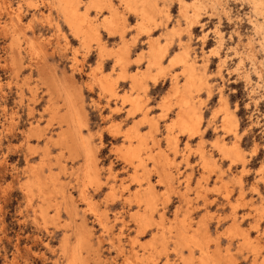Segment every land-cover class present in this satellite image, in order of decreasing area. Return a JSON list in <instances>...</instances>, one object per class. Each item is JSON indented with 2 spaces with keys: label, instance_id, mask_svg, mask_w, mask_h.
Listing matches in <instances>:
<instances>
[{
  "label": "rangeland",
  "instance_id": "rangeland-1",
  "mask_svg": "<svg viewBox=\"0 0 264 264\" xmlns=\"http://www.w3.org/2000/svg\"><path fill=\"white\" fill-rule=\"evenodd\" d=\"M50 1L7 0L9 7L0 10V264H68L72 251L78 252L80 264H155L170 241H175L178 250L173 260L201 262V251L184 252L181 232L185 229L189 234L198 230L218 264H233L239 259L238 248L245 255L251 252L255 264L264 261L260 236L252 238L255 243L248 240L252 229L264 230V47L261 33L253 27L263 18L253 12L252 2L221 0L215 9L207 4L200 22L192 27L191 38L176 0L169 6L168 23L160 30L146 31L150 35L138 29L135 17L129 18L130 27L108 35L101 31L95 15L96 30L109 52L103 56L98 41L77 40ZM19 6L22 21L17 28L8 25L4 30L11 10ZM123 10L126 17L132 14ZM103 12L105 7L100 20ZM50 13L52 22L45 18ZM178 23L192 56L199 62L209 56L207 77L212 93L209 96L206 88L199 93L204 120L201 133L192 137L173 123L178 108L172 95L176 79L171 77L173 71L180 74L176 72L180 69L169 67L168 62L181 51L177 42L163 60L166 70L159 84L150 83L146 93L133 90L129 79L118 75L125 68L117 62L112 71L111 51L119 42L118 35L123 43L130 31L129 41L137 40L134 60L148 52L154 31L166 43L163 34ZM215 27L224 36L220 48ZM238 50H250L255 56V62L246 59L241 72ZM221 56L227 63L219 72ZM131 65L130 73L147 69L146 62L136 65L133 61L126 66L127 72ZM247 70L252 87L242 76ZM104 76L112 79L116 94L103 89L99 78ZM178 77L182 86L185 79ZM139 93L149 107V119L157 124L154 131L143 112L132 113L129 100H124L125 95ZM221 93L238 118L236 134L222 127ZM70 101L75 110L72 115ZM163 102L169 110L165 111ZM135 128L144 137V146L140 157L128 161L125 135ZM238 139L245 164L234 162L215 145L221 140L230 148ZM85 147L95 153L98 183L84 174ZM150 186L155 209L149 212L151 220H146L145 204L135 194L143 195ZM149 231L155 240L147 235Z\"/></svg>",
  "mask_w": 264,
  "mask_h": 264
},
{
  "label": "bare ground",
  "instance_id": "bare-ground-1",
  "mask_svg": "<svg viewBox=\"0 0 264 264\" xmlns=\"http://www.w3.org/2000/svg\"><path fill=\"white\" fill-rule=\"evenodd\" d=\"M26 1L30 2V0H26ZM167 1H168V4L164 3L163 5H160L158 0H94L92 3H95L101 9V11H102L103 7L107 6V7H105V12H103L101 14L102 18L99 21L100 22L102 21V22L101 23L99 22V24L104 29H107L108 32H111L113 36H116L114 34L121 33V28L125 27V29H126V27L131 26L130 24H128V21H129L128 17L130 15H127V17L123 15V13L125 14V11L123 10L125 8H127L128 9L127 12L128 11L131 12L132 13L131 15L132 16L134 15L136 20L139 22V23L137 22L138 23V29L141 32L145 31L144 33H146V31L150 32L153 29L156 30L162 26L164 27L168 23V21H169L168 19H170V17H169L170 16L169 6L172 5V3H173V0H172V2H171V0H170V2H169V0H167ZM176 1H177V4L179 5L180 11H181L180 17L182 19L186 20L185 29L189 33L190 38H191V34H192L191 33L192 27L195 24L200 22L201 10L206 8L207 4H209V6H211L212 9H215L216 6L221 3V0H176ZM250 1L253 4V12L255 14L262 15V18H263L258 23H254L253 27L256 30V32L261 33L262 36H261L260 40H261L262 46L264 47V0H250ZM6 2H7V0H0V10L3 9V7L4 8L9 7L8 4H6ZM81 2H82V0H51L50 5H52L51 6L52 9L54 7L56 8V10L58 11L60 17L63 19L64 22L67 21V22H70L73 24V28L70 29L68 27V23L65 22L66 26L71 30V32H73V31L75 32V35H74L75 37H79V39L81 41H85L86 39L98 41L100 53H102L103 56L109 55L108 54L109 52H107L106 45L103 44V42L99 36V34L101 32L98 30L99 31V33H98L96 30L97 23L94 21L95 20L94 17L96 14L93 15L90 12L87 16H83V12L79 8V5L82 4ZM224 2H226V1H224ZM4 4H5V6H4ZM121 4H122V7L124 6L125 8L119 9V8H121V7H119V5H121ZM249 4H251V3H249ZM108 8H111L112 11L109 12L107 10ZM10 13L12 14L10 16L11 21L7 22V23L5 22L2 25L4 30H8L9 27L14 28V26H15V28H17L16 26H18V25H16V24H18L22 21L21 6H19L16 10H11ZM211 14H209V15H211ZM258 15H257V17H258ZM113 16H115V18H116L115 20H113ZM105 17L108 18L107 23H105V20H104ZM45 18L49 22L53 21V19L51 17V13L48 14ZM165 19H167V20L165 21ZM85 21L87 22V27L84 26ZM8 25H10V26L8 27ZM177 26L178 27L176 29L163 34V36L166 39V43L162 42L160 40V38H154L153 35L149 36V44H148L149 50H148V52L146 54L143 53L140 57H137L134 60L131 57V50H132V47L136 44L137 40L136 41H134V40L129 41L125 37L124 42L122 43L121 39L119 38L120 39L119 43L117 42L115 44L116 45L115 49L111 51L112 52L111 55L113 57L112 58V61H113L112 68L115 65V62H117V64L121 65L122 68L124 67L125 69L123 68L124 70L122 72H120L119 74L117 72V74L118 75L121 74L122 78L125 77L124 79L128 78L129 79L128 82H131L133 90L135 89V91L137 90V91H142V93L143 92L146 93V92H148V89L150 88V83H152L154 85L158 84L157 82H158L159 78L161 77V74L164 73V70H166L165 69L166 65H164L163 60L166 57V55L168 54L169 49L172 47V45L175 42H177V45L180 46L181 51L177 52L173 56H171L169 58L170 61L168 62L169 67H173V69H174L177 66H179V69H180V70L176 71V72H180V74H178V73L175 74V72L173 71L174 72V73L172 72L173 77H171L172 80L176 79L175 80L176 84H173L172 95H174L176 98V105L178 108L177 109L178 110L177 117L173 123L175 125L179 126L183 133H186L190 137H192V136H195V135L201 133V123L204 120L203 106H201V103L198 102L199 93L203 88L207 89L209 96H211V93H212V91H211L212 88H210V86H209L210 81L208 80V77H207L209 56L206 57V59H204L202 62H199L198 60H196L192 56V53L190 50V44H188V43L185 44L184 43L185 40H183L181 37L183 30L181 29V27H179V23L177 24ZM56 27L58 30H60L59 27L61 28V24L57 23ZM213 29L217 33L216 37H217V42H219V48H220V46H221L220 43H222L223 37H224L222 29H219L218 27H215ZM125 34H126V32H125ZM121 36H123V35H121ZM118 37H120V35H118ZM251 38H252V36H251ZM204 39L205 38H203V41H205ZM248 47H249V45H248ZM251 49L253 50V45H252ZM213 51H214V49H213ZM216 53L217 52H215V54ZM211 54L214 55V52H211ZM238 54H241L240 59H239L240 61L237 62V67H238L237 69L239 70V72H241V68H244V62L246 61V59H251L253 62H255V56L253 54H251L250 50H249V52H246V53H240V51L238 50ZM220 58L221 59H220L219 66L221 68L227 63V60H226L225 56H221ZM133 61H134V64L136 63V65H139L142 62L143 63L146 62L147 63V69H145L143 71V73H136L135 71H134L135 73H133V72L130 73V68L132 67V65H131L130 67L127 68L128 69V72H127L126 66H128L131 63L133 64ZM261 63H262V61H261ZM256 64H257V62H256ZM119 65H117V66H119ZM254 66L256 67L257 65H254ZM258 67L260 68V66H258ZM221 70H222V68L219 70V72ZM112 71H115L114 68ZM253 71H255V70H253ZM115 74H116V72H115ZM257 74L259 75V78H260L261 74L260 73H257ZM118 75L116 77H118ZM180 75L185 79V82H184V84H182V86L179 85V81H178L179 80L178 76H180ZM243 75H244L245 80L249 83V81L251 79L249 71L248 70L244 71L242 76ZM109 78L105 77V76L101 77V78H99V82H100V84L104 90H113V92H114L113 94H116V89H111L112 88V84H111L112 79H109ZM116 82L118 83V80ZM117 83H115V84H117ZM249 85H250V83H249ZM171 87H172V84H171ZM117 94H118V92H117ZM133 95H125L124 96V100L125 99L129 100V102L131 104L130 105L132 107L131 112L132 113H137V112L142 113L143 112L144 120L150 121L152 131L156 130L157 124L149 119V113H148V109H147L149 107L146 106L147 104H145V101H143V99H142L144 96H142L141 93H139L136 96H133ZM75 99H76V97H75ZM220 100L222 103H221L219 108H220L221 112H223V117H222L223 123H221V124H223V126H222L223 129L226 131H229L228 133H230V131L234 132L235 134L238 133L237 132L238 131L237 127H238V123H239L238 118H237L235 113L229 111L228 102H227V99L225 98L224 93L220 94ZM126 102H128V101H126ZM166 103L169 104V101ZM163 104H164V102H163ZM168 104H164L165 111L170 109V106ZM69 110H70L69 113L71 115H72V111L75 112V110H73V104L71 101L69 102ZM71 118H73V117H71ZM80 119H81V116H80ZM72 121H76V119L74 118V119H72ZM140 123H141V121H140ZM78 124L80 125L82 123H78ZM82 127H83V125H82ZM73 132H75V131H73ZM139 133L140 132H138V130L135 128L132 132L129 131L125 135V137L127 136V140L129 141V145L125 148L124 157L128 161H133L135 158L140 157L141 149L144 146V137ZM63 138H65V137L63 136ZM64 140H63V142H64ZM239 140L240 139H238L236 141L234 140L235 141L234 145L233 146L231 145L230 148L226 145V143H223L221 140L216 141L215 145L219 148V150H221L227 156L232 158L234 162L235 161H239V162L241 161L243 164H245L246 158L243 155V151L241 149ZM175 141L177 142V139ZM87 142H89V141H87ZM89 143H91V142H89ZM89 146H91V145H89ZM92 152L93 151H91L90 148H86V151L84 152V154L87 155L86 158L84 157V159H87V163H86L87 165L84 168V170H85L87 167V171L86 172L84 171V174L86 173V176H89V178H88L89 180L93 181L95 179L98 183L99 180H97L95 178L96 176L94 175L96 168H97L96 167L97 165L95 163L96 158L94 159L93 154H95V153H92ZM254 153H256V151ZM244 154H246V153H244ZM201 157L204 159L205 164L208 165L207 156L204 153L203 149H201ZM159 158H160V156H159ZM155 160H156V158H155ZM162 160H163V158H162ZM140 164H142V160H140ZM157 167H159V166H157ZM86 176H84V177H86ZM89 180H87V181L84 180V181H86L85 184ZM88 184H92V183L88 182ZM29 187H31L30 184H29ZM148 188L149 189L147 190V192L144 193L143 195L139 196L138 194H135V198L137 199V201L139 203L145 204V212H144L143 217L146 218V220H151V213L149 214V212L153 211L155 209V202H154L155 199H154V190H152L153 186H150ZM123 221H124V219H123ZM183 224H184V227L186 226V228H187L189 223H186V221H185V222H183ZM230 230H232V229H230ZM182 231L183 232H181V238L185 241L186 244H199V246L201 248V253H202V258H201L202 264H218L215 261V258H213V256L210 254L209 249H208L209 246H207L206 242H203L199 238V236L197 234L198 230L192 234H189L186 229L182 230ZM242 231H243V229L241 230V232ZM243 233L245 235V231ZM240 235L243 236V234H240ZM237 236H238V234H237ZM183 242L181 243L182 245H183ZM247 242H249V241H247ZM247 246H248V244H247ZM253 248H256V247H253ZM232 253H234V252H232ZM69 256H70V258H69L68 264H80V258H79L78 252L72 251L69 254ZM132 258H134V257H132Z\"/></svg>",
  "mask_w": 264,
  "mask_h": 264
},
{
  "label": "snow or ice",
  "instance_id": "snow-or-ice-1",
  "mask_svg": "<svg viewBox=\"0 0 264 264\" xmlns=\"http://www.w3.org/2000/svg\"><path fill=\"white\" fill-rule=\"evenodd\" d=\"M29 7H36V5H29ZM107 7V6H105ZM79 8L82 10L83 12V16H87L90 12L95 11L96 13V22L98 23L100 20V11L101 9L95 4V3H89V2H85L79 5ZM109 12L112 11L111 8L107 9ZM115 16H113V20H115ZM105 23H107L108 18L105 17L104 18ZM66 23H68V27L70 29L73 28V24L70 22L65 21ZM84 26L87 27V22H84ZM136 25H133V29H135ZM101 31L106 32L108 35H112L111 32H108L107 29H104L103 27H101ZM73 35H75V32H72ZM66 39V38H65ZM77 40H79V37H77ZM86 54V52H85ZM155 179V177H153ZM152 231H155V227H153ZM152 231H149L147 233V235L149 237H152L153 240H155V237L152 236ZM259 235L260 236V240L261 243L264 244V230L262 229H252L251 232V236H249V240L252 241L253 243H255V241L252 239L253 237ZM225 243H227V241H224ZM184 248V252L185 253H191V254H195L197 252L201 251V248L199 246V244H185L183 246ZM177 248L175 246V241H170L168 242L167 245V250L166 251H161L160 252V259L158 261L155 262V264H201V262L199 261H187V260H180V259H175L173 260L172 257L174 255L177 254ZM261 255H264V247L261 248ZM237 252L239 254V259L235 260L233 262V264H255V261L251 258L252 253L249 252L248 255H245L243 251H241L239 248L237 249ZM260 264H264V261H261Z\"/></svg>",
  "mask_w": 264,
  "mask_h": 264
},
{
  "label": "crops",
  "instance_id": "crops-1",
  "mask_svg": "<svg viewBox=\"0 0 264 264\" xmlns=\"http://www.w3.org/2000/svg\"><path fill=\"white\" fill-rule=\"evenodd\" d=\"M130 17H134V16L130 15L128 18H130ZM135 19H136V18H135ZM156 30H160V29L158 28V29H156ZM156 30H155V31H156ZM155 31H154V32H155ZM129 32H130V31H129ZM129 32H128V33H129ZM154 32H153V34H152L153 36H154ZM128 33L126 34V39H127V40H129V39H128ZM145 36H146V35H145ZM161 36H162V35H161ZM154 38H159V37L154 36ZM115 39L117 40V39H119V38L116 37ZM145 39L147 40V36H146ZM160 40H161V39H160ZM117 41H118V40H117ZM119 41H120V39H119ZM161 41H162V40H161ZM145 42H146V41H145ZM118 43H119V42H118ZM137 43H138V42H137ZM137 43H136V44H137ZM136 44L132 47V50H131V57H132L133 48L136 46ZM175 44H176V42H175ZM173 46H174V45H173ZM173 46H172V49H173ZM132 59H133V58H132ZM158 84H159V83H158ZM158 84L154 85V87L157 86Z\"/></svg>",
  "mask_w": 264,
  "mask_h": 264
}]
</instances>
